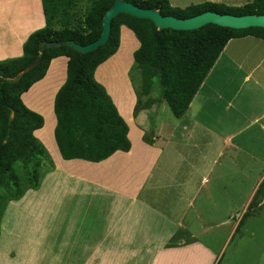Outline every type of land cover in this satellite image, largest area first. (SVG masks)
<instances>
[{"label": "crops", "instance_id": "obj_1", "mask_svg": "<svg viewBox=\"0 0 264 264\" xmlns=\"http://www.w3.org/2000/svg\"><path fill=\"white\" fill-rule=\"evenodd\" d=\"M44 26L40 0H0V61L20 57L22 46L29 35ZM257 40L246 37L228 42L186 114L178 121L169 122L172 127L165 133L163 125L150 124V114L154 113L152 108L134 113L137 99L129 71L133 53L139 48V43L130 30L121 27L117 53L97 68L94 78L106 90L118 114L128 126L131 148L128 153L116 152L99 164L80 160L63 161L60 157L53 135L56 124L53 102L55 94L66 79L67 59L60 57L52 60L44 79L23 94L21 100L30 111L44 117L48 114V129L46 125L44 129L34 132L36 139L42 143L48 142V153L52 167L54 166L48 172L51 181H48V192L64 193L69 183L79 195L85 194L92 198L88 200V211L78 223L77 233L73 235L74 244L69 255H65L64 243L57 240L48 246L40 244L38 252L30 253L31 256L36 259L41 253V256L46 257L45 260L48 259V264H189L193 258L191 249L194 247L188 241L178 240L180 242L177 247L166 248L165 245L166 238L174 236V224L183 225L182 217L185 212L179 208L177 212L166 214L156 203V196L165 191L176 195H193L191 193H196L197 188L188 189L192 182L190 178L193 177V185L196 186V177L201 173V184L206 185L204 176L212 173L210 170L223 158L225 151L237 149V145L233 143L240 134L237 131V119L227 118L224 122L227 128L214 130L197 120L202 107H194L193 104L230 46H249L258 50L256 54L259 60L251 66L254 67L252 70L243 72L232 63L230 74H221V77L227 79L241 74L242 83H250L254 76L252 73L264 62V49ZM258 76L259 79H264V69L258 72ZM222 85L224 88L225 85ZM42 86L46 87L44 91ZM252 86L260 88L261 84L255 80ZM237 93L235 91L232 96L224 99L225 95H221L219 90L214 91V95L227 104V109ZM42 98L45 102H42ZM47 100L48 111L45 112ZM257 122L256 118L250 120V126ZM229 124L230 127L227 126ZM163 133L166 139L163 138ZM145 136L149 137H146L149 143L145 141ZM45 146L47 147L46 144ZM228 161H231L229 157ZM59 176L62 181H52ZM263 178L264 172L260 181ZM80 185H86V190H80ZM86 196L80 197L87 198ZM190 204L191 200L187 204L189 209ZM89 208L92 209L89 211ZM166 226L171 230H166ZM150 236L154 240L151 247L148 242ZM29 248L33 249L32 246ZM29 248L25 251L28 252Z\"/></svg>", "mask_w": 264, "mask_h": 264}, {"label": "trees", "instance_id": "obj_2", "mask_svg": "<svg viewBox=\"0 0 264 264\" xmlns=\"http://www.w3.org/2000/svg\"><path fill=\"white\" fill-rule=\"evenodd\" d=\"M40 1L45 26L29 35L20 57L0 61V214L6 203L38 188L37 173L47 154L34 132L42 129L44 122L23 104L21 97L44 79L52 60L67 59L66 79L53 102V135L60 157L63 161L99 164L116 152L128 153L131 148L128 126L94 78L97 68L117 53L121 27L130 30L139 43L130 73H139L141 87L134 86L129 73L137 99L134 113L151 108L153 100L149 95L157 80L160 98L175 119L186 114L229 41L252 37L264 42V29L259 28L231 30L207 25L192 32H176L120 14L111 21L107 42L91 53L81 54L67 43L83 47L99 39L102 18L117 0H92L82 19H75L76 13H70L76 0ZM120 1L177 19L206 12L264 16V0H252L239 7L204 2L184 8L172 7L169 0ZM18 165L26 183L17 174ZM256 197L264 199V179Z\"/></svg>", "mask_w": 264, "mask_h": 264}, {"label": "rangeland", "instance_id": "obj_3", "mask_svg": "<svg viewBox=\"0 0 264 264\" xmlns=\"http://www.w3.org/2000/svg\"><path fill=\"white\" fill-rule=\"evenodd\" d=\"M207 1L240 6L252 0H169L170 5L175 8H184ZM91 2L92 0H76L70 13H76L75 19H82ZM257 43L264 49V42L257 40ZM256 51L258 50H253L249 46L241 48L230 46L193 104L194 107H202L196 117L197 120L205 126H211L214 130L227 128L224 125L227 118L237 119V128H239L237 131L240 134L233 141L237 149L225 151L223 158L219 159V162L210 170L212 173L204 176L206 185L201 184V173L196 177V186L193 185L195 183L193 177L190 178L192 182L188 189L197 188L196 193H191L193 195L187 193L176 195L165 191L156 196V203L166 214L177 212L179 208L185 212L182 217L183 225L174 224L173 230H176L174 236L167 237L165 245L166 248L177 247L180 242L178 240L188 241V244L194 247L191 249L193 258L189 264H264V199L256 197V192L260 188L259 183L264 179L260 181L264 172V79H259L258 76V72L264 69V62L254 70L256 72L252 73L254 76L250 83L243 84L241 74L229 79L221 77V74H230L229 69L232 63L239 66L243 72L252 70L254 67L251 68V66L259 60ZM227 59L229 60L226 61ZM222 62L225 66H222ZM130 74L134 86L141 87L139 73L132 71ZM255 80L261 84L260 88L252 86ZM221 84L225 85H222L224 88ZM42 88L43 91L46 89L45 86ZM215 90L225 95L224 99L232 96L235 91L238 93L227 109V104L214 95ZM149 97L153 100L151 110H154L149 117L150 124L163 125L162 130L167 133L166 130L172 127L169 122L178 121V119L171 115L168 107L161 100L157 80L154 81ZM42 100L45 102V99L42 98ZM44 111H48V100ZM39 116L44 122L43 129L46 125L48 129V114L45 117ZM254 118L258 119V122L250 126V120ZM230 124L233 125V122ZM230 124L227 126L230 127ZM231 129L233 130L232 127ZM148 136H145V139L150 137ZM163 138L166 139L164 133ZM37 140L47 154L37 173L38 188L28 190L17 201L6 204L4 202L5 208L0 214L1 264H48V259L45 260L46 257L41 256V253L36 259L30 253H37L40 244L48 246L57 240L64 243L65 255H69L73 249V235L77 233L78 223L86 215L88 200L92 198L85 194L79 195L69 183L64 193L48 192V181H50L48 170L54 166L50 165L48 142L44 141L46 147L39 139ZM145 141L147 142V139ZM228 157L231 161H228ZM198 159L201 160V158ZM16 170L25 182L21 166L18 165ZM55 180L62 181L60 176L52 179V181ZM25 183H23L24 186ZM85 187L87 186L80 185L79 189L82 190ZM81 195L87 198L80 197ZM190 200L191 209L187 207ZM91 209L89 208V211ZM168 220L172 221L171 218ZM168 228L171 230L169 226L165 227L166 230ZM190 235L193 237L191 238ZM149 239L151 247L152 244L154 245V240L152 236ZM31 246L33 249L29 248ZM26 248H29L28 252L25 251Z\"/></svg>", "mask_w": 264, "mask_h": 264}, {"label": "water", "instance_id": "obj_4", "mask_svg": "<svg viewBox=\"0 0 264 264\" xmlns=\"http://www.w3.org/2000/svg\"><path fill=\"white\" fill-rule=\"evenodd\" d=\"M120 14H125L136 19L148 20L155 28L176 32H192L207 25H214L224 29L246 30L250 28L264 29V16L219 15L206 12L189 19H177L171 16H162L158 11L140 9L130 3L117 0L102 18V32L95 42L87 46H79L73 42L67 45L81 54H88L105 44L109 38L111 21ZM12 118V115H11Z\"/></svg>", "mask_w": 264, "mask_h": 264}]
</instances>
